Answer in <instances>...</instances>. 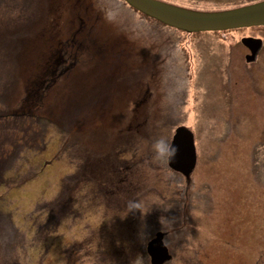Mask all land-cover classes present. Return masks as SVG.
<instances>
[{
	"label": "rangeland",
	"instance_id": "rangeland-1",
	"mask_svg": "<svg viewBox=\"0 0 264 264\" xmlns=\"http://www.w3.org/2000/svg\"><path fill=\"white\" fill-rule=\"evenodd\" d=\"M162 1L215 11L259 0ZM261 27L183 33L122 0H0V161L11 164L0 264H65L79 242L92 247L70 251L73 264H153L146 243L158 230L165 264H264V59L249 68L240 43L264 37ZM116 35L133 48L123 38L113 56ZM152 41L162 73L148 86ZM137 82L152 94L139 112L124 100ZM177 127L196 154L187 178L153 153ZM77 167L60 223L41 235L40 207Z\"/></svg>",
	"mask_w": 264,
	"mask_h": 264
},
{
	"label": "water",
	"instance_id": "water-1",
	"mask_svg": "<svg viewBox=\"0 0 264 264\" xmlns=\"http://www.w3.org/2000/svg\"><path fill=\"white\" fill-rule=\"evenodd\" d=\"M124 1L145 16L188 33L264 25V0L223 11L193 10L162 0ZM248 40V38H242L241 42L247 45ZM171 145L176 147L177 151L175 156L169 160L170 164L184 173H189L196 157L190 133L178 129ZM182 153L187 161L181 165L179 159ZM162 236L161 232H156L155 236L147 242L146 249L151 255L153 264H161L169 258V253L162 242Z\"/></svg>",
	"mask_w": 264,
	"mask_h": 264
},
{
	"label": "bare ground",
	"instance_id": "bare-ground-1",
	"mask_svg": "<svg viewBox=\"0 0 264 264\" xmlns=\"http://www.w3.org/2000/svg\"><path fill=\"white\" fill-rule=\"evenodd\" d=\"M126 5H128L124 0H122ZM259 1H262V0H259ZM248 4H251V3H248ZM129 6V5H128ZM241 7L243 5H240ZM131 7V6H129ZM132 8V7H131ZM134 9V8H133ZM229 9H233V8H223L222 10H218V11H223V10H229ZM139 12V11H138ZM141 15L145 16L144 14H142L141 12H139ZM250 28H253V25L252 26H246V27H236V28H233V30H239V29H250ZM123 38H124V42H125V46L129 49H132L133 48V43L127 38V37H124V35H116L115 37H113L114 41H113V45L115 47V51L112 53V55L114 56L118 51L120 50H125L126 47L124 46V42L123 41ZM244 38V37H243ZM241 40L242 38L240 39V43H241ZM110 52L112 50V47L110 49H108ZM122 52V51H120ZM119 53V52H118ZM158 57L155 55V58ZM134 60L137 59L136 55H134ZM147 58L149 59V61H151L153 64H154V70H153V73L155 74V77H157L158 75H160L162 73V69L158 66L157 62H153L152 58H150V56H147ZM96 67L101 66L100 63H96ZM137 65H139V63H137ZM142 67V66H141ZM127 68H125L123 65H121L120 67V71L122 70L123 72L126 71ZM142 69V68H141ZM124 74H127L128 76L132 77L128 72H125ZM149 72L148 71H143L142 74H141V77L142 78H145L144 79V82L147 83L148 85H151L152 84H155V80L152 76H148ZM133 89L128 93V95L124 98V100H128L130 101V105H129V110H132L133 111H136V112H139V110L141 109V101H145L147 99H150L152 94L150 93V91L146 88L145 90H142L141 88H139L140 86H143V84H139V82L137 83H133L131 84ZM145 86V85H144ZM146 87V86H145ZM159 93V92H158ZM155 97V96H154ZM163 97L162 95H159L157 96V98L154 100V108L158 107V110H159V104L162 100ZM123 100V102H124ZM109 103V102H106V104ZM122 103V102H121ZM121 103H118V104H114V105H110L112 106V108L110 109V112H112V115L115 117V116H118L119 114H115V110L117 109L116 107L121 104ZM103 110H106V105L102 108ZM153 111V109H152ZM91 112L96 115V113L98 112H102L100 109H96V108H91ZM159 114V112L157 113ZM113 117V118H114ZM91 119V118H90ZM88 120V119H87ZM92 120V119H91ZM97 120V119H95ZM117 120V117L114 118L113 122H115ZM132 120V119H131ZM128 121L126 122V124L120 128H118V131L121 132V133H125L126 130H129V126L128 124L132 121ZM90 121V120H88ZM110 123L112 125V127H114L115 124ZM128 126V127H127ZM110 129V128H109ZM133 130H129V132H132ZM141 131V129H138L136 130V132H139ZM43 145V144H41ZM42 147V146H40ZM39 149V148H38ZM113 159V158H112ZM113 162H116L114 161L113 159ZM196 162V160H195ZM106 164V162H103ZM112 165V164H111ZM195 165V163H194ZM193 165V166H194ZM113 166V165H112ZM114 166H116V163L114 164ZM111 168V167H110ZM81 171L78 169V167L76 168L74 174H80ZM91 176V175H90ZM185 181V180H184ZM74 184V185H73ZM80 184L79 181H73L72 183V187L73 188H77V186ZM5 239V233H4V230L1 228L0 229V246L2 247L3 250H8V243L4 241ZM149 254V253H148Z\"/></svg>",
	"mask_w": 264,
	"mask_h": 264
},
{
	"label": "trees",
	"instance_id": "trees-1",
	"mask_svg": "<svg viewBox=\"0 0 264 264\" xmlns=\"http://www.w3.org/2000/svg\"><path fill=\"white\" fill-rule=\"evenodd\" d=\"M157 23L161 24L160 22L156 21ZM163 25V24H161ZM164 26V25H163ZM173 29V28H172ZM176 30V29H175ZM146 45H149V47H145L144 48V55H147L149 56L150 52H151V49H152V46L154 47L155 46V43L152 41L151 43L149 42L148 44ZM144 45V46H146ZM78 48V47H77ZM149 48H151L150 50H148ZM168 50V48L166 49V51ZM169 54V53H168ZM156 56L158 57H161V54L157 53L155 54ZM165 57V56H163ZM154 60V57L153 59ZM135 61V60H134ZM156 62V61H155ZM142 68V67H141ZM66 68H63V69H60V72L62 73ZM143 70H145L143 68ZM139 72H140V69H139ZM139 74V73H138ZM141 75V74H140ZM148 76H152L155 80V74H148ZM52 80H55V79H52ZM51 84L49 86H52V82L53 81H50ZM57 82V81H56ZM55 82V83H56ZM54 84V83H53ZM48 84H46L42 90L40 91V94H41V98H40V101H38V98L37 100H32L31 97H29V99L26 101V102H21L19 103V105H24L23 107H19V109H21L22 111H26L28 108H30V105L32 104V101L35 102L36 104L40 102V106L42 104V99L44 97V94H45V90L48 88L47 87ZM146 86V85H145ZM149 86V85H148ZM25 97V96H24ZM23 99V98H22ZM39 105V104H38ZM37 105V106H38ZM39 106V107H40ZM40 109V108H39ZM32 110V109H31ZM38 110V109H37ZM33 111V110H32ZM131 140H133V138L131 137ZM139 141V140H138ZM134 142V141H133ZM119 150H121L122 152V149L119 148ZM124 153V152H123ZM121 160H124V161H127L129 159H125L122 157ZM121 160L119 161H116V162H121ZM119 163H116V167L118 168L119 166H121V164ZM133 165V163H132ZM90 176V175H89ZM91 177V176H90ZM81 175L80 174H72L70 176H67V177H64L62 179V184H61V190H60V193L58 194V196L49 201V202H45L42 204V206L40 207V209L45 213V218H44V221H43V224H42V227L40 229V233L41 235L44 236L45 233H50V232H53L55 231V229L57 228L58 224L60 223V218L63 214V210L62 211H59L61 210V208L65 205H67V200L69 199L70 197V191L73 190V187H72V183L73 181H79L81 182ZM68 201H71V198L68 200ZM57 211H59V214H56ZM68 212V211H67ZM50 231V232H49ZM169 231V230H167ZM43 233V234H42ZM39 234V233H38ZM6 237V235H5ZM89 242L87 243H73L71 245H69V248L67 249V253H66V258H65V264H73L72 260L70 259V251H76V250H85V249H90L92 246L91 244H89ZM165 244V243H164ZM100 249V248H99ZM170 252V251H169ZM88 256V255H87ZM166 262H164L165 264Z\"/></svg>",
	"mask_w": 264,
	"mask_h": 264
},
{
	"label": "flooded vegetation",
	"instance_id": "flooded-vegetation-1",
	"mask_svg": "<svg viewBox=\"0 0 264 264\" xmlns=\"http://www.w3.org/2000/svg\"><path fill=\"white\" fill-rule=\"evenodd\" d=\"M261 28H263L262 30V35H263L264 26H262ZM251 38L253 39L256 38L258 39V41L249 39L248 44L243 46L244 61L246 62L249 68L256 65L259 60L264 59V37L261 36V38L260 37H251ZM179 161L181 162V165L187 161L186 158H183V153L181 154V158L179 159ZM10 179H11V164L8 162L6 158H2V161H0V183H6L8 182V180L10 181ZM7 186L8 185L5 186L3 184L0 186V201L2 200L3 197L1 191L5 192ZM3 205L5 207L3 209L5 210L1 209L0 207V222H3L1 217L5 218V211L8 212V210L6 209L7 204H3ZM1 214L4 215L1 216Z\"/></svg>",
	"mask_w": 264,
	"mask_h": 264
},
{
	"label": "clouds",
	"instance_id": "clouds-1",
	"mask_svg": "<svg viewBox=\"0 0 264 264\" xmlns=\"http://www.w3.org/2000/svg\"><path fill=\"white\" fill-rule=\"evenodd\" d=\"M176 147L169 144L164 139L157 138L153 142V153L154 157L157 160L164 159V160H170L172 159L176 154Z\"/></svg>",
	"mask_w": 264,
	"mask_h": 264
}]
</instances>
